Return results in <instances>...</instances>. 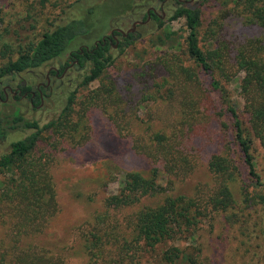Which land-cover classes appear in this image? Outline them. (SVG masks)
<instances>
[{"label": "rangeland", "instance_id": "1", "mask_svg": "<svg viewBox=\"0 0 264 264\" xmlns=\"http://www.w3.org/2000/svg\"><path fill=\"white\" fill-rule=\"evenodd\" d=\"M123 1L105 0L93 17L88 39L81 38L38 69L4 77L3 85L45 83L46 71L63 67L70 51L92 45L98 40L95 37L108 36L112 29L126 31L142 21L143 12L136 9L141 0L113 20ZM73 2L46 0L41 5L40 0H0V50L16 38L5 34L6 28L24 25L23 35L27 31L36 35L60 17L66 18L63 11H71ZM182 2H191L200 11V47L222 50L229 76L237 81L242 77L236 72L237 53L242 48L252 51L255 40L264 42V29L246 23L248 13H242L236 0ZM177 6L175 0L154 4L164 25L159 27L152 19L137 25L136 41L122 52L112 47V65L93 82L83 86V70L74 66L60 80L51 77L42 105L32 107L28 98L11 95L0 101V118L19 111L40 127L52 124L40 132L27 158L0 168V212L4 214L0 242L10 248L0 253V259L6 253L7 264H160L163 253L174 247L178 264H188L186 259L197 264H264V152L255 139L252 153L260 178L256 183L241 165L227 118L209 92L208 78L200 74L190 80L181 70L192 63L185 50V20L168 21ZM7 61L8 57L0 56V68ZM235 84L230 89L246 120L245 102L237 96ZM33 132L11 131L0 141V158L12 142ZM214 155L235 161L234 180L227 183L209 171ZM155 169L154 185L161 191L151 190L120 204L126 174L136 173L149 181ZM30 182L38 183L41 203L52 213L36 221L41 224L38 233L22 235L35 225L16 219L20 208L12 204L16 205L19 194L12 188ZM221 186H227L231 201L224 211L218 208L219 200L225 199ZM175 196L192 202L197 228L183 229L176 239L142 256L135 242L141 211ZM93 236L102 241L98 259L91 258L89 250ZM23 252L31 254L25 258Z\"/></svg>", "mask_w": 264, "mask_h": 264}, {"label": "trees", "instance_id": "2", "mask_svg": "<svg viewBox=\"0 0 264 264\" xmlns=\"http://www.w3.org/2000/svg\"><path fill=\"white\" fill-rule=\"evenodd\" d=\"M64 1V0H58ZM105 0H74L72 10L64 12L66 18H61L50 24L48 28L42 29L36 35H29L28 31L25 35L26 27L19 26L16 29L6 28L5 34L11 33L16 37L15 41L2 44L0 56L8 57V61L2 68H0V95H2L1 88L3 85L2 79L4 77L14 76L23 72L38 69L48 62H51L63 54H65L73 43L79 41L81 38H89V34L94 26L93 17L98 7L104 3ZM135 0H125L120 5V12L113 20L127 10L130 4ZM163 0H141L136 9L143 12L141 17L142 21L147 18V9L154 7V4H159ZM176 1V0H175ZM237 5L242 8V13H248L244 18L246 23L258 25L264 29V0H236ZM46 0H40L43 5ZM177 7L169 17L168 21H176L183 18L185 20L186 38L185 50L189 61L192 66L182 68L190 80L196 79L200 74L208 78L209 92L217 97L220 103L221 110L227 118V122L232 132V140L238 150L240 162L247 174L256 182H260V178L256 173L255 161L252 153L254 140L258 139L264 152V42L255 40L253 41L254 49L246 51L243 48L237 53L235 61L236 72H240L242 77L237 81L229 76L227 65H225V58L222 50L220 49H206L203 50L199 45L198 29L200 26V11L195 4L191 2H177ZM54 6L62 7V4L55 3ZM1 13V11H0ZM151 19L162 27L165 21L162 18L150 12ZM1 19V15H0ZM134 20V19H133ZM109 36V35H108ZM102 37L92 45H85L82 47L83 55L79 56L78 51L74 52L78 58L79 64L75 65L80 70H83L82 85H87L94 80L101 77V75L112 65L114 57L111 52L113 41L111 45L108 43L103 44ZM92 39V40H94ZM137 39L135 34L123 38L118 44L119 52L131 46ZM251 41V40H250ZM96 43V44H95ZM249 43L246 42V44ZM71 52V51H70ZM65 63L60 68L67 66ZM223 78L227 80L224 81ZM195 81V80H194ZM236 84L237 96L244 100V108L242 112L246 115L244 120L238 111V105L233 97L230 89L231 83ZM30 89L29 87L26 90ZM73 95V94H72ZM72 101L69 98L67 108ZM34 104H39V100L33 101ZM64 111H66L64 109ZM7 118V119H6ZM6 118H0V141H3L11 131L20 129L35 130L32 134L25 138L12 142L7 154L0 158V168H7L12 163H20L35 149L39 139V134L42 130L47 129L52 124L40 127L36 121H29L15 111L12 115ZM235 161L224 155H214L211 157L208 168L214 175L221 177L225 182H230L237 176V167L234 165ZM157 169L153 171V178L149 181L143 180L139 174L129 173L126 174L125 188L121 196H124L120 204H127L135 196L147 193L153 190V193L160 192L159 187H155V178ZM26 184V183H25ZM38 183L30 182L22 187H14L13 191H17L19 199L16 208L18 211V218L22 224L29 223L30 227L23 230V234L38 233L41 229V224L36 225V221L42 220L44 215H50L52 212L47 213V206L41 203L42 195L37 187ZM20 190V191H18ZM141 191V193H140ZM221 192L224 194V200L220 201L218 208L222 211L226 210L231 204L227 186H221ZM27 193V195L20 194ZM30 194V197H29ZM135 199V198H134ZM216 204V203H214ZM193 204L190 200L182 196H175L166 199L165 203L156 208H148L141 211L138 223L136 225V245L138 251L142 256L149 250L154 251L159 245H163L169 241L176 239L177 235L183 229L194 226L199 222L194 218L192 212ZM41 208V212L38 209ZM42 208H44L42 210ZM4 214L0 212V220ZM201 219V217L199 218ZM20 222L17 220L16 225L19 230ZM40 228V229H39ZM193 229V230H194ZM22 230V229H21ZM20 231V230H19ZM93 241L89 245L91 258L98 259L102 255V241L100 237L93 236ZM4 241L0 242V253L10 249L3 247ZM8 252V251H5ZM30 252H23L26 258ZM6 253L2 255L0 264H7L8 260L5 258ZM178 250L174 247L163 253V258L160 259V264H178L179 259ZM133 258V257H132ZM28 259V258H27ZM188 264H197L193 259H186ZM176 264V263H175Z\"/></svg>", "mask_w": 264, "mask_h": 264}, {"label": "flooded vegetation", "instance_id": "3", "mask_svg": "<svg viewBox=\"0 0 264 264\" xmlns=\"http://www.w3.org/2000/svg\"><path fill=\"white\" fill-rule=\"evenodd\" d=\"M176 2L180 3V2H182V0H176ZM151 11L156 14V9L153 7H149V9H147V11H146V13H147L146 20L148 19V21L151 20V14H150ZM131 27H132V25H131ZM136 28H137V26L135 27V30L132 34H136ZM112 30H114V32L111 34ZM112 30L110 31L109 36L102 37L101 41H103V44L108 43L109 45H111L112 42L114 41L115 44L112 46L117 47L118 44L120 43V41L123 38L127 37L129 34L127 36H123L122 34L117 32L115 29H112ZM96 42L98 44V42H100V41L97 40ZM74 52L75 51H71L68 53V57L66 59V63H68V64H67V66H65L63 68L62 72L60 71V68H53V67L49 68L46 71L45 83L39 82L35 86H29L25 82H23L20 87H17V86L11 87L8 85H6V86L2 85V88H1L2 95H0V101L6 102L8 100V96L11 95L12 98H15V97L28 98L32 107H35V104L33 101H36L37 99L39 100V105H42L44 103V99L46 98V96L44 95V90L51 89L50 88L51 77H54V78L60 80V79H62L63 75L65 74L67 68L74 67L75 65L79 64L78 58H76V56L74 55ZM77 53L79 56L83 55L84 52L82 50V47L79 48V51ZM28 87L30 89L26 90V88H28Z\"/></svg>", "mask_w": 264, "mask_h": 264}, {"label": "water", "instance_id": "4", "mask_svg": "<svg viewBox=\"0 0 264 264\" xmlns=\"http://www.w3.org/2000/svg\"><path fill=\"white\" fill-rule=\"evenodd\" d=\"M148 21V19L146 20V21H136V22H134L133 24H132V27L130 28V29H128V30H126V31H123V30H121V29H115L117 32H119L120 34H122L123 36H127L129 33H133L134 32V30H135V27L137 26V25H141V24H144V23H146ZM114 32V30H112L111 31V34ZM104 39V38H103Z\"/></svg>", "mask_w": 264, "mask_h": 264}]
</instances>
